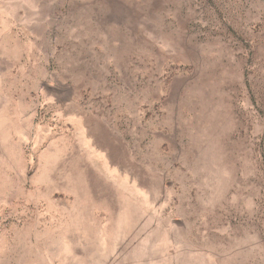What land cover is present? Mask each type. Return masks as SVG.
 Listing matches in <instances>:
<instances>
[{
	"label": "rangeland",
	"instance_id": "rangeland-1",
	"mask_svg": "<svg viewBox=\"0 0 264 264\" xmlns=\"http://www.w3.org/2000/svg\"><path fill=\"white\" fill-rule=\"evenodd\" d=\"M0 264H264V0H0Z\"/></svg>",
	"mask_w": 264,
	"mask_h": 264
}]
</instances>
